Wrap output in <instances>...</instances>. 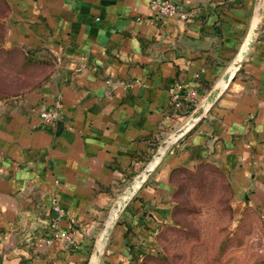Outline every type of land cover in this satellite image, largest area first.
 Listing matches in <instances>:
<instances>
[{"label": "crops", "instance_id": "obj_1", "mask_svg": "<svg viewBox=\"0 0 264 264\" xmlns=\"http://www.w3.org/2000/svg\"><path fill=\"white\" fill-rule=\"evenodd\" d=\"M255 0H177L187 13L157 20L150 0H3L5 44L46 51L41 85L0 101V264H88L110 212L98 264H137L171 220L173 174L215 164L238 216L264 219V17L248 56L198 123L118 202L160 142L190 114L170 108L182 82L198 101L249 37ZM62 113L42 128L38 104ZM55 198L74 247L50 242Z\"/></svg>", "mask_w": 264, "mask_h": 264}, {"label": "rangeland", "instance_id": "obj_2", "mask_svg": "<svg viewBox=\"0 0 264 264\" xmlns=\"http://www.w3.org/2000/svg\"><path fill=\"white\" fill-rule=\"evenodd\" d=\"M6 14L0 0V101L41 85L55 64L45 51L30 55L5 44ZM172 179L171 220L155 235L154 250L137 264H264V219L248 209L238 216L215 164L175 172Z\"/></svg>", "mask_w": 264, "mask_h": 264}, {"label": "water", "instance_id": "obj_3", "mask_svg": "<svg viewBox=\"0 0 264 264\" xmlns=\"http://www.w3.org/2000/svg\"><path fill=\"white\" fill-rule=\"evenodd\" d=\"M264 17V0L254 1V11H253V23L249 34V37L245 43L244 49L238 54V56L233 60L230 66L226 69L221 77V81L216 84L207 95L198 102V104L193 108L190 114L187 116L186 120L176 129H174L166 138H164L160 144L157 146L154 153L151 155L149 160L144 164V166L138 171V173L133 178L132 182L128 186L127 190L123 194L122 201L118 202L115 210L124 207L127 202L129 195H132L136 187L143 183L149 175L158 166L162 156L165 154L167 149L177 143L184 135H186L202 118L204 113L215 103L223 90L233 79L235 73L239 70L244 62V59L248 56L249 50L253 45L256 36L258 35ZM116 221L115 214L110 212L104 221L99 236L98 243L93 247L91 260L88 264H98L101 258L102 251L105 249V239L111 233V228Z\"/></svg>", "mask_w": 264, "mask_h": 264}, {"label": "built area", "instance_id": "obj_4", "mask_svg": "<svg viewBox=\"0 0 264 264\" xmlns=\"http://www.w3.org/2000/svg\"><path fill=\"white\" fill-rule=\"evenodd\" d=\"M149 7L154 14V18L160 20L165 17H172L179 15L180 18L185 19L187 13L182 12L177 0H150ZM185 84L182 82L174 83L170 89V108L173 112L190 113L198 104V95L195 88L184 89ZM62 113V103L60 97L54 96L49 106L38 104L37 116L40 119V126L42 128L54 126L56 121L60 118ZM51 211L55 215L47 224V229L50 231V238L47 242L53 239H59L69 247L75 245V231L62 229L59 225L60 219L63 216V210L58 205L55 198L52 199Z\"/></svg>", "mask_w": 264, "mask_h": 264}, {"label": "trees", "instance_id": "obj_5", "mask_svg": "<svg viewBox=\"0 0 264 264\" xmlns=\"http://www.w3.org/2000/svg\"><path fill=\"white\" fill-rule=\"evenodd\" d=\"M40 52H42V51H27L26 53H29L30 55L32 54V55H36V54H38V53H40ZM46 52V51H45Z\"/></svg>", "mask_w": 264, "mask_h": 264}]
</instances>
